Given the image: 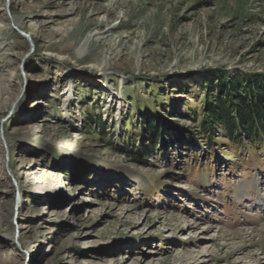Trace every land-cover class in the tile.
<instances>
[{"label": "rangeland", "instance_id": "1", "mask_svg": "<svg viewBox=\"0 0 264 264\" xmlns=\"http://www.w3.org/2000/svg\"><path fill=\"white\" fill-rule=\"evenodd\" d=\"M215 70L264 74V0H0V264H264V138L198 132Z\"/></svg>", "mask_w": 264, "mask_h": 264}, {"label": "trees", "instance_id": "2", "mask_svg": "<svg viewBox=\"0 0 264 264\" xmlns=\"http://www.w3.org/2000/svg\"><path fill=\"white\" fill-rule=\"evenodd\" d=\"M214 74L217 81L203 90V115L197 125L199 134L211 137L218 125L228 139L264 138V74L228 76L223 70H215ZM145 124L153 142L159 136V125L178 133L188 131L186 127L171 125L173 122L163 116L156 122L150 118ZM194 137L189 133L188 138L194 141Z\"/></svg>", "mask_w": 264, "mask_h": 264}, {"label": "bare ground", "instance_id": "3", "mask_svg": "<svg viewBox=\"0 0 264 264\" xmlns=\"http://www.w3.org/2000/svg\"><path fill=\"white\" fill-rule=\"evenodd\" d=\"M12 22L14 23V24H18L17 23V19L15 18V17H12ZM89 38H90V36H87L84 40H83V42H82V44H81V46H80V49L81 50H83L85 47H86V45L88 44V41H89ZM97 66V71H102L103 69H104V67H105V63L101 60V61H99L98 62V64L96 65ZM96 70V69H95ZM10 88L9 87H7L6 88V91L4 92V93H1V95H0V113L1 112H4V108L5 109H7V107H8V105L10 104V102H11V97H10V93H8V92H10ZM7 105V106H6ZM8 153H9V151H7ZM4 156V158H8L9 157V155L8 154H4L3 155ZM1 158V157H0ZM11 171V170H10ZM12 172V171H11ZM9 186H11V184H8ZM11 202H12V200H10ZM12 204V203H11ZM10 234H12L13 235V231H10Z\"/></svg>", "mask_w": 264, "mask_h": 264}]
</instances>
